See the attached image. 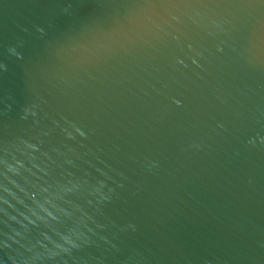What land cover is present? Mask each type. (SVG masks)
Listing matches in <instances>:
<instances>
[{"label": "water", "instance_id": "water-1", "mask_svg": "<svg viewBox=\"0 0 264 264\" xmlns=\"http://www.w3.org/2000/svg\"><path fill=\"white\" fill-rule=\"evenodd\" d=\"M0 264H264V0H0Z\"/></svg>", "mask_w": 264, "mask_h": 264}]
</instances>
